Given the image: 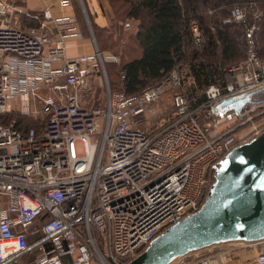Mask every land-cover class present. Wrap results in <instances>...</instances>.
I'll use <instances>...</instances> for the list:
<instances>
[{
  "label": "built area",
  "instance_id": "2783aa9c",
  "mask_svg": "<svg viewBox=\"0 0 264 264\" xmlns=\"http://www.w3.org/2000/svg\"><path fill=\"white\" fill-rule=\"evenodd\" d=\"M55 1L60 10L72 5ZM243 12L234 7L225 23L241 22ZM23 17L25 8L0 0V264H27L28 253V264H129L198 212L213 168L261 134L249 109L237 116L217 107L264 88V62L250 41L225 88L209 86L192 110L177 70L138 95L112 92L104 66L119 57L94 44L90 54L66 55L68 42L84 38L73 15L44 9L32 26ZM166 89L175 92L172 111L158 118ZM171 264H264V240L212 246Z\"/></svg>",
  "mask_w": 264,
  "mask_h": 264
},
{
  "label": "trees",
  "instance_id": "16d2710c",
  "mask_svg": "<svg viewBox=\"0 0 264 264\" xmlns=\"http://www.w3.org/2000/svg\"><path fill=\"white\" fill-rule=\"evenodd\" d=\"M107 1L114 20L132 25L125 51L113 65L118 67V82L117 89L109 82L112 92L138 95L177 70L183 87L189 83L185 95L193 110L204 103L209 86L225 88L231 79L229 68L247 58L250 41L257 58L264 62V0ZM234 7L243 9L245 18L239 23H225ZM34 16L22 18V22L31 19L28 26H32ZM253 26L256 29L249 36ZM193 27L198 31L199 45ZM95 38L98 42V36ZM34 255H25L32 256L27 264Z\"/></svg>",
  "mask_w": 264,
  "mask_h": 264
},
{
  "label": "water",
  "instance_id": "95a60500",
  "mask_svg": "<svg viewBox=\"0 0 264 264\" xmlns=\"http://www.w3.org/2000/svg\"><path fill=\"white\" fill-rule=\"evenodd\" d=\"M264 88L229 99L218 114L264 107L252 97ZM200 210L157 236L129 264H171L176 259L230 242L264 240V131L231 150L214 168Z\"/></svg>",
  "mask_w": 264,
  "mask_h": 264
},
{
  "label": "rangeland",
  "instance_id": "374dc122",
  "mask_svg": "<svg viewBox=\"0 0 264 264\" xmlns=\"http://www.w3.org/2000/svg\"><path fill=\"white\" fill-rule=\"evenodd\" d=\"M71 8H72L75 20L77 21L79 28L83 32V37H85V39H89V41H91L92 44L96 45V47L101 52L105 54L117 56L119 57V60H120L121 54L123 53V51H125L128 36L130 32L132 31L131 23L126 22V21L122 22V21L114 20L112 18L113 11L107 0H72ZM243 13L246 16V12H243ZM98 16L103 17L102 19L105 25L102 28H99V26L94 23L95 17H98ZM126 23L130 24L129 28L125 26ZM95 35L98 36L99 38L98 42L95 38ZM243 61H245V59ZM113 65H116V64L107 63L105 64L104 69L107 74V77H109L111 88L117 89L118 78L115 77V73L118 67L113 66ZM97 84H98V81H97ZM188 84L189 83H185V87H182V90L184 92L187 91L186 87H188ZM174 93L175 92L166 89V91L160 98L158 105H157L158 109L156 113V116L158 118L162 117L163 112L172 111V96ZM104 96H105V93L103 89H96L93 99L97 103L102 102L104 100ZM263 98H264V93L259 92V93H256L252 97V100L253 102H257ZM249 111L253 113L252 114L254 118L253 123L257 127H260V130L264 131V108L261 107V109L260 108L255 109V107H250ZM12 118H14V115L10 116V119ZM31 125H34V122H31ZM237 125L238 124H236L235 127ZM250 127L251 125L249 127L245 126L240 129L237 128L236 136L242 138L243 136H245V134H247L250 131ZM250 137L251 135L247 136L245 140H248ZM204 254L206 253L205 252L200 253L201 256ZM31 257L32 256L25 257L23 259V263H27Z\"/></svg>",
  "mask_w": 264,
  "mask_h": 264
},
{
  "label": "crops",
  "instance_id": "0c3cea01",
  "mask_svg": "<svg viewBox=\"0 0 264 264\" xmlns=\"http://www.w3.org/2000/svg\"><path fill=\"white\" fill-rule=\"evenodd\" d=\"M11 3H14L16 5L22 6L25 8L28 12L29 16L37 15L39 12H41L44 9H48L51 14L58 15V14H64V15H72L73 11L70 7L69 9L60 10L57 7L55 0H9ZM25 18V17H23ZM102 16L95 17L94 23L98 25L100 28L104 27L105 23L102 19ZM31 19H28L26 22L21 21V25H30ZM92 42L89 41V39L83 38L82 40L78 41H71L67 44L66 49V55L68 57H75L80 55H87L90 54L93 50ZM66 263L69 264V259H66Z\"/></svg>",
  "mask_w": 264,
  "mask_h": 264
},
{
  "label": "flooded vegetation",
  "instance_id": "af4514ba",
  "mask_svg": "<svg viewBox=\"0 0 264 264\" xmlns=\"http://www.w3.org/2000/svg\"><path fill=\"white\" fill-rule=\"evenodd\" d=\"M264 108V107H263Z\"/></svg>",
  "mask_w": 264,
  "mask_h": 264
}]
</instances>
